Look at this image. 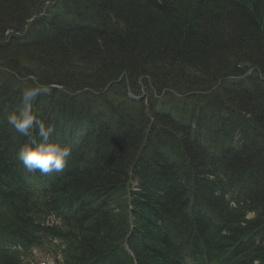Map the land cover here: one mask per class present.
<instances>
[{
    "label": "trees",
    "instance_id": "1",
    "mask_svg": "<svg viewBox=\"0 0 264 264\" xmlns=\"http://www.w3.org/2000/svg\"><path fill=\"white\" fill-rule=\"evenodd\" d=\"M257 72L264 0H0V264H264ZM34 80L71 148L51 183L14 162Z\"/></svg>",
    "mask_w": 264,
    "mask_h": 264
},
{
    "label": "clouds",
    "instance_id": "2",
    "mask_svg": "<svg viewBox=\"0 0 264 264\" xmlns=\"http://www.w3.org/2000/svg\"><path fill=\"white\" fill-rule=\"evenodd\" d=\"M50 91L48 84L39 82L25 87L20 110L8 117V124L15 132L27 138L19 149L18 160L28 172H39L41 175L62 172L71 157L70 146L61 145L51 139L55 131L54 126L37 119L34 112L35 101L39 97L49 95Z\"/></svg>",
    "mask_w": 264,
    "mask_h": 264
},
{
    "label": "rangeland",
    "instance_id": "3",
    "mask_svg": "<svg viewBox=\"0 0 264 264\" xmlns=\"http://www.w3.org/2000/svg\"><path fill=\"white\" fill-rule=\"evenodd\" d=\"M51 5H52V3H50V4H47V6L44 8L43 7V14L45 13L44 11L47 9V8H50L51 7ZM48 10V9H47ZM11 33V32H10ZM254 72H255V70H254ZM124 73V72H123ZM258 73V75H262L263 76V74H261V73H259V72H257ZM256 73V74H257ZM249 74V73H248ZM122 76H123V74L122 75H120V78H118V79H124V80H126V82L128 81V78H127V76H124L123 78H122ZM139 78H140V86L142 87L143 85H144V81H145V79H149L148 77H145V75H141V76H139ZM120 82V81H119ZM108 88V87H107ZM106 88V89H107ZM166 90H167V88H166ZM166 90H164V91H166ZM108 91V90H107ZM144 99L145 98H138V100L139 101H144ZM59 143V142H58ZM18 151H19V149H18ZM17 160V161H16ZM16 160H14V162H18V158L16 159ZM208 164H209V162L207 161V160H205V159H203V161H199L198 162V165L200 166V168L201 169H203L205 166H208ZM204 177V175L202 176V178ZM200 185H202V184H198V186H197V188H198V190H199V192H202L203 194H205L206 196H209V194H210V187L208 188L207 186L206 187H204L205 186V184H203L202 186H200ZM204 187V188H203ZM50 264H54V262H52L51 260H50Z\"/></svg>",
    "mask_w": 264,
    "mask_h": 264
},
{
    "label": "bare ground",
    "instance_id": "4",
    "mask_svg": "<svg viewBox=\"0 0 264 264\" xmlns=\"http://www.w3.org/2000/svg\"><path fill=\"white\" fill-rule=\"evenodd\" d=\"M34 81H36V80H34Z\"/></svg>",
    "mask_w": 264,
    "mask_h": 264
}]
</instances>
